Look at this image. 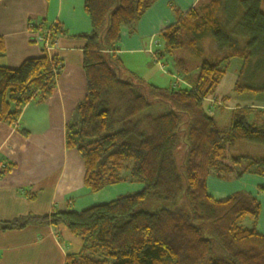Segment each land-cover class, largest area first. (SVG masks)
Returning <instances> with one entry per match:
<instances>
[{"label": "trees", "instance_id": "trees-1", "mask_svg": "<svg viewBox=\"0 0 264 264\" xmlns=\"http://www.w3.org/2000/svg\"><path fill=\"white\" fill-rule=\"evenodd\" d=\"M157 1L85 0L92 31L78 38L86 41L87 93L66 131L67 148L80 155L91 193L125 182L144 189L81 212L53 210L0 221V231L65 226L82 248L68 254L64 264H264V236L257 233L260 201L244 191L216 200L207 187L209 177L225 182L247 175L264 178V157L233 155L240 141L264 147V110L234 109L226 129L208 111V100L216 97L234 59L241 68L233 91L264 94V85L241 82L257 51L264 50V0H211L185 14L170 6L177 22L159 35L164 48L157 54L171 57L185 73L188 63L176 57L177 51L202 60L198 78L185 88L148 84L126 70L118 56L121 28L134 35ZM235 23L249 39L245 46L236 31L227 30ZM64 34L54 24L48 36L42 34L41 56L15 69L0 66V123H17L28 103L52 96L61 62L47 49ZM209 36L221 53L212 62L203 61L201 46ZM5 53L0 38V57ZM159 105L167 112L148 113ZM158 202L165 205L156 208Z\"/></svg>", "mask_w": 264, "mask_h": 264}, {"label": "crops", "instance_id": "crops-1", "mask_svg": "<svg viewBox=\"0 0 264 264\" xmlns=\"http://www.w3.org/2000/svg\"><path fill=\"white\" fill-rule=\"evenodd\" d=\"M208 2L158 0L144 14L134 35L128 28H121L118 56L123 64L124 56L157 58L155 39L177 22L172 4L185 14ZM54 24H60L65 34L47 49L50 57L61 62L52 96L42 103H28L17 123H0V221L28 214L45 216L53 210L81 212L144 189L142 184L125 182L91 193L84 184L85 167L80 155L66 145L67 126L87 93L83 67L86 41L78 38L92 31L85 0H0V38L6 48L0 66L15 69L25 60L41 56L36 37L48 36ZM126 70L131 72L129 67ZM233 89L232 93L225 91L208 100L210 107L230 112L240 107L264 110V94H239ZM236 148L244 154L264 157L261 148L247 144ZM207 187L216 200H225L239 191L254 195L263 208L257 233L264 236V196L260 194L264 178L247 175L241 181L225 182L209 177ZM81 248V240L63 225L58 230L30 225L23 230L0 231V264H64L68 254H77Z\"/></svg>", "mask_w": 264, "mask_h": 264}, {"label": "rangeland", "instance_id": "rangeland-1", "mask_svg": "<svg viewBox=\"0 0 264 264\" xmlns=\"http://www.w3.org/2000/svg\"><path fill=\"white\" fill-rule=\"evenodd\" d=\"M204 1H211V0H204ZM263 10H264V5H263ZM227 30L229 32L236 31L237 34L234 33L235 34L234 36L237 37V39L240 41V43L243 46H245V44L249 42V39L243 37L244 35L240 34L241 27L238 26V23L231 25L230 29H227ZM155 40H156V43L159 44L155 46L156 51L157 50L161 51L164 48L163 40L161 39L160 36H158ZM201 46L205 52V57L203 61L206 60V61L212 62L221 55L214 39L210 36L206 37L202 41ZM176 57L180 59L183 58L184 62L188 63L187 65L188 73H185L183 71L179 72L173 66L172 58L169 56L160 57L159 55H157V58H153L152 56H145V57L139 56L135 58L124 56V66H125V69L129 67L131 72H134V73L136 72V74H138V76L144 81L151 82L152 84L160 88H170V87L185 88L189 86V83H194L195 80L198 78L199 65L201 64L202 60L197 59L195 56H193V54L189 53L188 51H183V50L177 51ZM254 57L255 58L251 61L250 72H248L247 74L243 76L241 82L242 84L249 85L251 87H261L262 85H264V50L261 51L259 49L257 51V54ZM240 68H241L240 60L238 59L232 60L226 76L223 78L222 82L220 83L217 89V94L220 95V93H223L225 91L227 93H230V92L232 93V89L238 78ZM185 79L187 81H184ZM208 111L216 119V122L221 129H226L229 127L230 114H231L230 111L221 110L220 108H217L214 106L209 107ZM165 112H167V107L164 105H159L148 111V113L152 115H161V114H164ZM238 144L239 145L247 144V145H250L251 147H254V149L261 148L262 151L264 152V147L262 146H257V145H254L248 142H243V141L238 142L236 145ZM263 152H262V155L264 154ZM239 154H241V152H239L235 146L233 155L237 156ZM260 194L264 196V193H260ZM163 205H165L163 202H158L156 205V208L162 207ZM149 209L153 210V208L151 207H149ZM262 211H263V208L261 210L260 217L262 216ZM244 225L246 227H249L250 221L246 220L244 222Z\"/></svg>", "mask_w": 264, "mask_h": 264}, {"label": "built area", "instance_id": "built-area-1", "mask_svg": "<svg viewBox=\"0 0 264 264\" xmlns=\"http://www.w3.org/2000/svg\"><path fill=\"white\" fill-rule=\"evenodd\" d=\"M36 42H37L38 44L44 43V42H45V38H44V36H42V35H38V36L36 37ZM156 44L159 45L158 43H156Z\"/></svg>", "mask_w": 264, "mask_h": 264}]
</instances>
